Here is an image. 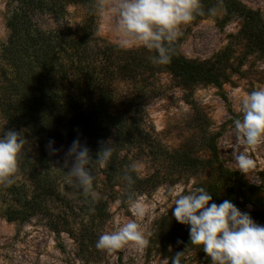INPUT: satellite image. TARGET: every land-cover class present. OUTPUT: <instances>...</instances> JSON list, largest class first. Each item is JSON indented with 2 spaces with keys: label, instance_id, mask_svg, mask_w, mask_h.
<instances>
[{
  "label": "rangeland",
  "instance_id": "1",
  "mask_svg": "<svg viewBox=\"0 0 264 264\" xmlns=\"http://www.w3.org/2000/svg\"><path fill=\"white\" fill-rule=\"evenodd\" d=\"M237 1L258 12L264 21V0ZM92 3V10L83 6L69 7L63 23L75 28L93 12L96 37L120 47L113 27L115 0H92ZM101 5L106 14L111 15V23L99 12ZM16 6L13 0H0V51L9 35L7 19ZM223 19L224 13L217 9L211 17L185 26L184 34L177 42L180 54L187 60L205 61L221 52L228 45L230 36L237 34L241 23L239 18ZM34 21L42 28L54 27L56 23L54 18L40 15ZM138 48L141 47L130 49ZM235 51L237 71L221 87L200 85L186 92L177 87L167 73L152 76L146 86L151 88V93L145 94L133 109L145 134L143 142L118 146L114 138H109L107 143L118 160L119 169L115 173L118 176L107 183L104 166L93 164L92 193L86 195L68 182L63 159L72 142L55 141L53 147L59 150L55 155L48 151V143H45L43 152L51 169L59 173V190L64 200L50 198L44 201L43 212H36L27 220L9 221V213L17 207L12 202L10 186L0 185V264H171V258L178 252H185L181 264H211L201 248L191 246L190 240L187 241L190 238L188 226L181 225L172 216L175 197H169L167 193L169 189H175L180 194H188L195 188L211 184L214 174L207 166L215 157L207 150L206 141L214 137L220 167L239 177L238 186L233 188L237 208L249 212L253 218V208L247 200L256 197L264 202V144L248 150L256 168L247 176L239 172L232 160V152L239 144L233 120L242 118L241 103L245 96L264 87V60L258 55L243 56L241 47ZM240 54L241 64L238 61ZM4 66L0 59V69ZM134 93L133 86L127 82H118L115 86V97L120 106L123 99ZM126 106L127 103L123 105ZM10 129L0 118V134ZM30 140L37 143L34 138ZM28 147L36 157L37 144ZM239 147L242 149L243 145ZM182 155L196 159V164L203 161V165L185 169L178 164V156ZM132 164L136 165V170L131 174L148 181L142 191H136L133 185L129 187L123 179ZM30 183L19 172L13 184L24 186L28 194ZM247 192L253 196H247ZM129 193L138 196L145 206L143 217L134 216L126 202ZM225 196H222L223 200ZM96 207H99L98 211ZM133 221L140 225L148 240L146 247L137 249L127 245L115 252L95 247L101 234L117 231ZM172 231L176 232L173 239L169 238Z\"/></svg>",
  "mask_w": 264,
  "mask_h": 264
},
{
  "label": "trees",
  "instance_id": "2",
  "mask_svg": "<svg viewBox=\"0 0 264 264\" xmlns=\"http://www.w3.org/2000/svg\"><path fill=\"white\" fill-rule=\"evenodd\" d=\"M13 1L17 6L7 19L9 35L0 51L5 64L0 69V118L11 129L22 131L29 140L19 160V172L30 180L31 192L28 195L24 186L10 185V196L17 210H11L9 221L27 220L36 212H43L44 201L50 198L64 200L59 190V173L51 169L45 158V143L79 139L94 159L100 142L107 143L109 138H114L118 146L141 143L145 134L133 109L145 94L151 93V88L146 86L152 76L167 73L177 87L189 92L200 85L221 87L228 82L237 71L234 64L237 47H241L243 56L258 55L264 60V21L258 12L237 0H201L205 15L196 16L192 22L211 17L209 9L221 10L223 21L240 19V29L230 36L221 52L210 60L192 61L180 54L177 44L171 63L163 66L153 65L147 59L146 49H123L97 38L93 12L75 28L63 23L69 7L92 10V0ZM37 15L54 18V27L42 28L34 21ZM118 82L131 84L135 91L121 101V106L115 97ZM125 103L127 106L123 107ZM29 144H37L36 157L28 151ZM215 145L214 137L206 141L207 150L215 157L207 166L214 179L203 188L213 196V202L221 203L226 195L224 198L237 206L233 188L238 186L239 177L220 167ZM178 159L185 169L203 165V161L196 164L197 160L188 155ZM118 169L117 156L113 153L104 165L107 183L117 178ZM133 178L135 190L142 191L148 181ZM247 196L253 194L247 192ZM246 203L253 208L255 222L264 225V202L254 197ZM95 209L98 211L99 207ZM175 235L172 231L169 238Z\"/></svg>",
  "mask_w": 264,
  "mask_h": 264
},
{
  "label": "clouds",
  "instance_id": "3",
  "mask_svg": "<svg viewBox=\"0 0 264 264\" xmlns=\"http://www.w3.org/2000/svg\"><path fill=\"white\" fill-rule=\"evenodd\" d=\"M114 31L123 49L141 47L149 53L147 59L153 65H168L177 51V42L183 36V29L196 16L205 15L201 0H115ZM99 12L111 23L101 5ZM215 9H209L208 15ZM242 118L234 119L238 133V146L232 152V160L239 172L247 176L256 168L248 150L264 144V87L248 93L241 103ZM29 140L16 130L0 134V185L8 187L15 183L19 174V160ZM55 141L47 144L48 151L55 155ZM239 145H243L241 149ZM109 143L100 142V150L94 159L86 145L79 139L73 140L63 159V169L69 184L92 193L94 184L93 164L104 166L112 157ZM136 165L129 166L123 179L128 186L135 183L131 174ZM167 195L175 197L172 216L181 225L188 226L191 246L202 249L211 264H264V225L256 223L249 212L241 211L228 199L213 202V196L203 187L188 194L169 189ZM128 205L137 218L145 215V206L134 193L127 197ZM179 243V242H178ZM148 244L140 225L133 221L117 231L101 234L95 243L98 250L115 252L131 245L143 249ZM185 252H178L171 258V264H181Z\"/></svg>",
  "mask_w": 264,
  "mask_h": 264
}]
</instances>
